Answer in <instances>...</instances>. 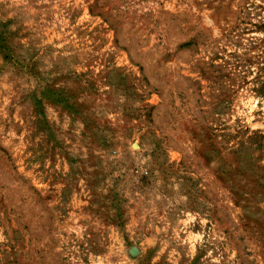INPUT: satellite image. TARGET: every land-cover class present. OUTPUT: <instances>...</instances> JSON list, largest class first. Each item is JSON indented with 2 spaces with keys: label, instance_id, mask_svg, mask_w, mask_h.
Returning <instances> with one entry per match:
<instances>
[{
  "label": "rangeland",
  "instance_id": "374dc122",
  "mask_svg": "<svg viewBox=\"0 0 264 264\" xmlns=\"http://www.w3.org/2000/svg\"><path fill=\"white\" fill-rule=\"evenodd\" d=\"M0 47V264H264V0H0Z\"/></svg>",
  "mask_w": 264,
  "mask_h": 264
},
{
  "label": "water",
  "instance_id": "95a60500",
  "mask_svg": "<svg viewBox=\"0 0 264 264\" xmlns=\"http://www.w3.org/2000/svg\"><path fill=\"white\" fill-rule=\"evenodd\" d=\"M130 254H131V255H134V254H136V250H134V249H133V250H131V251H130Z\"/></svg>",
  "mask_w": 264,
  "mask_h": 264
},
{
  "label": "trees",
  "instance_id": "16d2710c",
  "mask_svg": "<svg viewBox=\"0 0 264 264\" xmlns=\"http://www.w3.org/2000/svg\"><path fill=\"white\" fill-rule=\"evenodd\" d=\"M3 49H5V48H3V47H0V51H1V50H3ZM3 51H4V50H3Z\"/></svg>",
  "mask_w": 264,
  "mask_h": 264
}]
</instances>
